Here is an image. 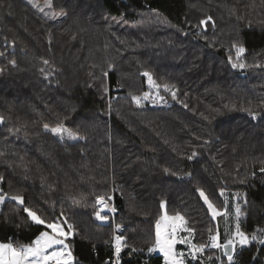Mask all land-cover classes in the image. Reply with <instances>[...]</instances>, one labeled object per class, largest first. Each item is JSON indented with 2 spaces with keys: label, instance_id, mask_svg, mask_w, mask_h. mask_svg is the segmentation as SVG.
<instances>
[{
  "label": "trees",
  "instance_id": "16d2710c",
  "mask_svg": "<svg viewBox=\"0 0 264 264\" xmlns=\"http://www.w3.org/2000/svg\"><path fill=\"white\" fill-rule=\"evenodd\" d=\"M53 9L67 15L49 20L27 0H0V243L48 230L30 208L73 225L75 264H109L113 228L98 221L96 197L112 195L140 250L123 264H166L149 251L165 211L185 217L213 264L263 262L259 238L231 261L218 255L209 240L218 222L199 190L221 209L225 192L238 193L241 230L264 234V0H53ZM208 16L214 24L200 25ZM233 45L245 49L244 69L231 66ZM145 72L161 85L158 105L132 99L150 90Z\"/></svg>",
  "mask_w": 264,
  "mask_h": 264
},
{
  "label": "snow or ice",
  "instance_id": "6c2138e0",
  "mask_svg": "<svg viewBox=\"0 0 264 264\" xmlns=\"http://www.w3.org/2000/svg\"><path fill=\"white\" fill-rule=\"evenodd\" d=\"M27 2L33 7L37 8L38 12L42 13L44 18L49 20H58L62 16H66L67 13L61 11L59 13L55 12L53 9V0H45V5L41 7L36 0H27ZM45 8H48L49 11H45ZM214 24L211 16H208L206 19L200 21V25L207 26L209 22ZM236 48V57L239 61L241 54L245 51L242 45H233ZM2 55V54H0ZM229 60L232 61V57L229 56ZM44 64H49L48 60L43 61ZM12 64L15 65V61H12ZM233 68L244 69L246 64L243 62H232L231 65ZM0 71H3L0 69ZM43 71V69L41 70ZM107 75V73H105ZM145 77H147V82L150 87L159 90L161 85H158L154 80L153 76L149 72L143 73ZM166 91L170 92L172 98H176V91L174 85L164 84L162 86ZM150 93L145 92L143 96H133L132 99L136 102L137 105H140L143 100L148 99ZM160 101H163V97H158ZM156 102V101H154ZM251 115L255 118L256 113L252 112ZM3 117L0 116V121H3ZM45 129L51 131L52 133L60 136L62 139L64 138V134L67 135L68 139H77L78 133H74L72 129L66 128L63 124H59L56 127H49V125H44ZM197 155L196 152H193L188 159H193ZM261 173H264V168L260 169ZM3 180V177L0 176V181ZM2 193V190H0ZM200 196L207 203L208 208L211 210L212 216L215 217L220 215L218 209L212 204L209 197L205 194L203 189L199 190ZM223 195V192L221 193ZM7 194H0V202H3L6 198ZM10 199L14 201H18L20 204L24 203L23 196H12ZM105 196L100 195L96 197V201L98 204H101L104 208L108 207V204L105 203ZM110 199V198H109ZM165 202H161L162 207ZM113 212L115 209H111ZM24 211L27 213L29 218L34 221L36 224L45 225L47 229L51 231L41 232L40 235L36 238V240L30 245H21L20 247H14L10 243H0V264H74L75 258L72 255V251L70 247L65 243V240L73 234V225L67 223V219L64 218V222H60V218H56L51 222L46 221L41 218L37 212L33 211L30 208H25ZM227 214V213H225ZM236 214H237V224L235 232L231 234V238L227 240L226 243L221 244L220 235L217 232L216 235H212L210 237L212 246L223 248L225 254L228 256V260H232V252L235 251L236 244L247 245L250 241L257 240L258 237L255 233L249 236L245 232H243L240 228L239 224V216L243 215L241 212L239 204L236 206ZM63 215V214H61ZM96 216L98 219L102 221L108 220L106 215H101L100 211L96 212ZM187 221L185 217L177 212L172 216L165 215L161 216L160 220L156 222V242L153 248L149 249V251H155L156 248H159L160 251L164 253L166 264H184L182 259L183 253H177L175 251V245L177 243H185L189 244L192 249V253L202 252L206 247L204 244H194L189 238L194 232L195 229L187 228L185 225ZM117 229L121 228V225H116ZM67 229V230H66ZM181 231H186L189 236L180 237L179 233ZM115 264H120V253L122 250V241L124 237L115 236ZM264 243V240L261 241ZM51 250V251H49Z\"/></svg>",
  "mask_w": 264,
  "mask_h": 264
},
{
  "label": "rangeland",
  "instance_id": "374dc122",
  "mask_svg": "<svg viewBox=\"0 0 264 264\" xmlns=\"http://www.w3.org/2000/svg\"><path fill=\"white\" fill-rule=\"evenodd\" d=\"M36 2L41 6L43 7L45 5V0H36ZM37 9V8H36ZM54 10L55 12L59 13L58 11H56L55 9H52ZM45 11H49L48 8H45ZM42 14V13H41ZM43 15V14H42ZM63 18L60 17V19L58 20H61ZM241 56L239 58V61L241 62ZM149 85V84H148ZM150 87V86H149ZM148 93H150V96L148 99L146 100H150L153 104H160L162 101H160L158 99V97H162L159 93V90L155 89V88H152L150 87V90L147 91ZM156 101V102H154ZM2 123V121H0V124ZM58 138H60L61 140H72V141H75L77 139H68L67 138V135L64 134V138L62 139L60 136L56 135ZM1 190V188H0ZM0 194H3V193H0ZM8 197L6 196L5 200L7 199ZM105 203L108 204V207L107 208H104L101 204H98L97 201V209L98 211H100L101 215H106L108 217V220L106 221H102L100 219H98V221L100 223H111L112 224V228H113V231L114 232V226L115 225H121L124 227V225L119 222L118 218H117V213H116V209L114 208L113 206V201H112V198L110 195H105ZM110 198V199H109ZM224 198H225V206L221 209V208H218L216 207L213 203V205L218 209L220 215H217L215 216L214 218L217 219V222H218V226H219V229H218V233L220 235V241L221 242V235L223 234L225 236V241L227 242V240L229 239V237L231 238V234L235 232V229H236V224H237V214H236V206L237 204H239V206H241L239 200H240V195L238 193H231V192H225L224 193ZM4 200V201H5ZM3 202H0V208L2 206V204L4 203ZM164 206H166V204L164 203ZM115 209V211L113 212L111 209ZM167 213L166 211L164 212V214ZM227 213V214H225ZM163 214V215H164ZM170 215V214H169ZM241 218V215L239 216V220ZM62 223V222H61ZM185 227L189 228L188 225L186 224ZM220 229H222V232H220ZM67 230V229H66ZM46 231H51L50 229L46 230ZM122 232H125V227L124 229L122 230ZM40 235V234H39ZM38 235V236H39ZM214 235V234H212ZM37 236V237H38ZM113 236V234H112ZM179 236L180 237H187L189 236V234L186 232V231H181L179 233ZM36 237V238H37ZM261 241L264 240V234L263 235H260V236H257ZM35 238V240H36ZM192 241V243H194L193 241V234L189 237ZM34 240V241H35ZM209 240L211 241L210 237H209ZM33 241V242H34ZM156 242V241H155ZM252 241H250L251 243ZM1 243H10L13 245V242H10V241H5V242H1ZM65 243L69 246L68 244V238L65 240ZM123 245H126V246H130L129 245V242H128V239L127 240H123L121 242ZM247 244V245H240V244H236L235 246V251H237L238 249L242 248L243 246H248L250 245ZM32 243H28V244H22V245H30ZM195 244V243H194ZM222 244V242H221ZM19 247L21 246L20 244H18ZM112 245V239H111V244L110 246ZM155 245V243L151 246V248H153ZM70 247V246H69ZM211 247L212 248H215L218 250V255H220V251H221V248H218V247H214L212 246V243H211ZM150 248V249H151ZM157 251H160L159 248H156ZM206 250V251H205ZM207 247L204 248V250L202 252H196L195 254L192 253V249H191V246L189 244H185V243H177L175 245V251L177 253H183V261H184V264H195L197 261L200 262L201 264H213L212 263V260L214 258V255L213 253H210L209 255L208 252H207ZM51 251V250H49ZM152 252V251H151ZM73 255V254H72ZM217 255V254H216ZM74 257V256H73ZM202 259V260H201ZM74 264H75V261H74Z\"/></svg>",
  "mask_w": 264,
  "mask_h": 264
},
{
  "label": "built area",
  "instance_id": "2783aa9c",
  "mask_svg": "<svg viewBox=\"0 0 264 264\" xmlns=\"http://www.w3.org/2000/svg\"><path fill=\"white\" fill-rule=\"evenodd\" d=\"M110 196L112 198L113 206L115 208L114 196H112V195H110ZM123 229H124L123 226H121L120 229H117L116 228V225L114 226V232H113V236H112V245H111L112 256L107 260V262L109 264H115V261H116L115 248H114V245H115V239H114V237L115 236H122V237H124L125 240H127V236L124 234V232H122ZM211 236H212V234H210L209 237H211ZM13 246L14 247H19V245L16 244V243H13ZM139 252H140V250L138 248H136V247H130V246H126V245H123L122 244V250H121V253H120V257H119L120 264H123V260L127 256L128 253L139 254ZM231 264H253V263L250 262V261L243 260L242 258H235L234 261ZM260 264H264V261L261 262Z\"/></svg>",
  "mask_w": 264,
  "mask_h": 264
},
{
  "label": "crops",
  "instance_id": "0c3cea01",
  "mask_svg": "<svg viewBox=\"0 0 264 264\" xmlns=\"http://www.w3.org/2000/svg\"><path fill=\"white\" fill-rule=\"evenodd\" d=\"M168 216H172V215H169L168 213H166ZM165 215V214H164ZM216 235V234H215ZM224 238H225V236H224ZM230 238V237H229ZM222 242V241H221ZM220 242V243H221ZM153 253H155V254H158V255H162L163 257H164V260H165V256H164V253L162 252V251H157V250H155V251H152ZM165 262H166V260H165Z\"/></svg>",
  "mask_w": 264,
  "mask_h": 264
},
{
  "label": "water",
  "instance_id": "95a60500",
  "mask_svg": "<svg viewBox=\"0 0 264 264\" xmlns=\"http://www.w3.org/2000/svg\"><path fill=\"white\" fill-rule=\"evenodd\" d=\"M225 253V252H224ZM232 254H233V252H232Z\"/></svg>",
  "mask_w": 264,
  "mask_h": 264
}]
</instances>
